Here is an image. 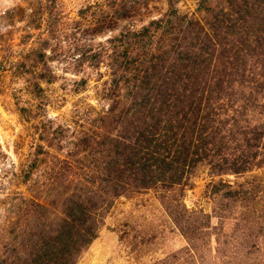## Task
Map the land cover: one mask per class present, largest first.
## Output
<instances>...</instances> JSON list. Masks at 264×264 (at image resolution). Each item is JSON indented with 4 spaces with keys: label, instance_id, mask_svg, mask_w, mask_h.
<instances>
[{
    "label": "rangeland",
    "instance_id": "rangeland-1",
    "mask_svg": "<svg viewBox=\"0 0 264 264\" xmlns=\"http://www.w3.org/2000/svg\"><path fill=\"white\" fill-rule=\"evenodd\" d=\"M0 264H264V0H0Z\"/></svg>",
    "mask_w": 264,
    "mask_h": 264
}]
</instances>
